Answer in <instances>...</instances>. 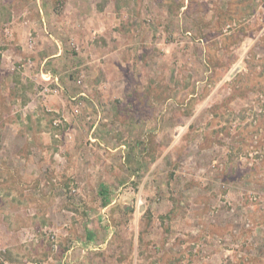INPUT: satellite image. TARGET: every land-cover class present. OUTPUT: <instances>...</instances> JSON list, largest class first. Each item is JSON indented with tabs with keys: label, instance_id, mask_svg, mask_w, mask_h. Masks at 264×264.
Returning a JSON list of instances; mask_svg holds the SVG:
<instances>
[{
	"label": "rangeland",
	"instance_id": "obj_1",
	"mask_svg": "<svg viewBox=\"0 0 264 264\" xmlns=\"http://www.w3.org/2000/svg\"><path fill=\"white\" fill-rule=\"evenodd\" d=\"M264 264V0H0V263Z\"/></svg>",
	"mask_w": 264,
	"mask_h": 264
},
{
	"label": "crops",
	"instance_id": "obj_2",
	"mask_svg": "<svg viewBox=\"0 0 264 264\" xmlns=\"http://www.w3.org/2000/svg\"><path fill=\"white\" fill-rule=\"evenodd\" d=\"M0 264H13L12 262H10V261H5V263H0Z\"/></svg>",
	"mask_w": 264,
	"mask_h": 264
},
{
	"label": "built area",
	"instance_id": "obj_3",
	"mask_svg": "<svg viewBox=\"0 0 264 264\" xmlns=\"http://www.w3.org/2000/svg\"><path fill=\"white\" fill-rule=\"evenodd\" d=\"M33 264H46V263H42V262H34Z\"/></svg>",
	"mask_w": 264,
	"mask_h": 264
}]
</instances>
